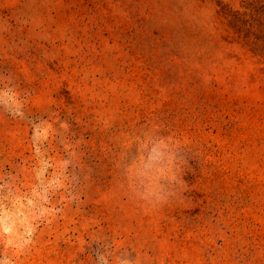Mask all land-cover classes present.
<instances>
[{
    "label": "rangeland",
    "instance_id": "1",
    "mask_svg": "<svg viewBox=\"0 0 264 264\" xmlns=\"http://www.w3.org/2000/svg\"><path fill=\"white\" fill-rule=\"evenodd\" d=\"M124 253L264 264V0H0V264Z\"/></svg>",
    "mask_w": 264,
    "mask_h": 264
},
{
    "label": "clouds",
    "instance_id": "2",
    "mask_svg": "<svg viewBox=\"0 0 264 264\" xmlns=\"http://www.w3.org/2000/svg\"><path fill=\"white\" fill-rule=\"evenodd\" d=\"M182 183H184L183 178L177 177L175 174L171 178V184L173 185L171 188H168L166 184H159L155 181L152 186L145 190V198L150 199L153 203H164L170 197L178 194L176 189ZM162 191L164 192L163 196L161 195ZM98 259L102 264H108V260L103 254H100ZM118 264H135V261L127 253H124L118 257Z\"/></svg>",
    "mask_w": 264,
    "mask_h": 264
}]
</instances>
